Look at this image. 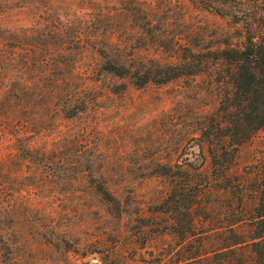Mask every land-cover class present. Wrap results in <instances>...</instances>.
I'll use <instances>...</instances> for the list:
<instances>
[{"label":"rangeland","instance_id":"1","mask_svg":"<svg viewBox=\"0 0 264 264\" xmlns=\"http://www.w3.org/2000/svg\"><path fill=\"white\" fill-rule=\"evenodd\" d=\"M248 28L264 37V0H0V181L12 192L5 238L16 264H134L174 248L177 239L162 234L168 216L154 209L169 181L151 170L177 164L198 168L195 182L205 185L196 218L206 251L228 243L230 228L247 240L264 130L239 147L225 177L216 175L191 140L218 106L214 71L137 88L103 75L96 49L175 64L187 54L179 47L237 46ZM16 135L59 164L20 161ZM234 251L253 264L245 244Z\"/></svg>","mask_w":264,"mask_h":264},{"label":"trees","instance_id":"2","mask_svg":"<svg viewBox=\"0 0 264 264\" xmlns=\"http://www.w3.org/2000/svg\"><path fill=\"white\" fill-rule=\"evenodd\" d=\"M211 10L219 15L223 13L218 8ZM240 34L241 41L237 46L225 40L221 43L223 48L206 52H200L205 48H200L201 44L197 43L186 50L179 47V51L187 54H182L175 64L161 65L152 61L146 64L138 58L128 60L114 57L108 48H97L96 51L101 59L100 68L103 75L129 80L137 88L148 84L165 85L182 77H196L210 69L213 70L215 83L222 91L218 106L207 117L198 136L191 140L198 142L197 146L201 151L206 150L212 172L225 177L234 164L239 147L258 131L264 130V37L256 38L250 28ZM29 43L27 39L25 46L31 49ZM31 58L34 59L33 56ZM37 89V95L41 97V91ZM122 89L123 85L114 86L111 92L117 94ZM20 90L26 92L27 88ZM23 127L18 126V133H21ZM15 137L16 156L20 161L41 169H51L59 164L58 158L53 160L48 157V153L40 152L30 146L29 142L25 143L22 137ZM151 173L169 181L166 197L154 209L156 213L167 215L169 219V224L162 234H170L177 241L175 247L169 251L159 254L149 252L148 259L135 260L134 264H243L240 258L236 259L234 253V249L241 244L248 247L253 264H264V161L256 176L258 189L250 209V236L243 240L242 236L230 228L228 243L211 251H206L205 240L198 236L196 210L201 207L200 194L205 187L195 182L194 177L200 175L199 169L185 170L177 164L171 167H156ZM1 177L0 171V180ZM181 178H184L183 182ZM95 191L105 203L114 205L118 210L117 201L107 186L98 184ZM11 193L0 181V264H16L18 257L14 244L5 238L14 227L13 211L6 202ZM209 210L210 208L203 209L204 213ZM241 221L244 220H236L232 225Z\"/></svg>","mask_w":264,"mask_h":264}]
</instances>
